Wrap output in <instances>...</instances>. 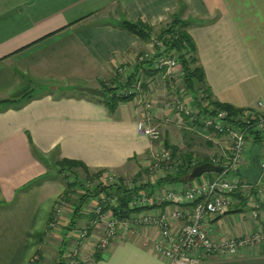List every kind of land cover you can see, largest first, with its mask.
<instances>
[{
    "label": "crops",
    "instance_id": "1",
    "mask_svg": "<svg viewBox=\"0 0 264 264\" xmlns=\"http://www.w3.org/2000/svg\"><path fill=\"white\" fill-rule=\"evenodd\" d=\"M172 15L191 21L188 32L215 100L238 109L264 103V0H0V101L38 89L23 107L0 110V264H30L37 250L43 258L45 240L55 237L42 236L61 184L32 154L30 141L45 155L57 152L92 170L133 168L152 148L137 122L148 97L154 121L171 113L166 87L150 81L146 95L120 102L111 115L72 87L100 88L118 66L130 67L150 50L149 42L114 23L142 19L157 28ZM238 208L202 223L212 239L260 227L264 196L257 219ZM148 211L163 210L142 212ZM131 228H122L100 259L81 264H164L152 247L156 231ZM200 264H264V240L234 255H207Z\"/></svg>",
    "mask_w": 264,
    "mask_h": 264
},
{
    "label": "built area",
    "instance_id": "2",
    "mask_svg": "<svg viewBox=\"0 0 264 264\" xmlns=\"http://www.w3.org/2000/svg\"><path fill=\"white\" fill-rule=\"evenodd\" d=\"M147 42L150 43V50L137 55L135 61L149 57L154 44H159L154 37ZM135 61L131 63L130 67L118 66L113 78L119 75L124 79ZM162 66L166 67L164 72L166 75L170 74L173 69L179 68L175 55L159 57L155 62V67ZM142 78V76H137L129 87L121 90V94H134V97L144 94L142 85L145 81ZM120 81L122 80L120 79ZM107 82L112 86L117 84V81H113L111 78ZM171 92H173L174 97L172 94L169 95V106L177 117L178 125H184L188 129H192V127L197 126L195 124V118L197 117L198 122L203 125L201 128L208 131L206 137L215 139L222 145L224 143L227 145L226 150H223L220 157L210 159L212 164L221 167V172L205 173L186 185H176L171 190L169 189L163 194L162 200L172 201L174 203L172 208L168 211L158 212L155 215L144 213L137 216L133 213L123 219L115 218L110 215V210L100 213L97 201L96 206L91 210L96 213L97 217L89 222L82 221L84 225L77 232L73 231L77 239H75L74 246H68L65 250L64 257L67 264H77L82 261L81 248L87 237L88 239L91 237L93 231L90 235L88 234L89 226H93V229H101L93 248L90 249L92 257H94L93 253L96 250L103 252L110 248L122 228H130L133 231L131 227L140 226L143 229L156 231L152 247L162 256L164 264H200L201 258L207 255H234L240 249L264 240V217L257 230L240 237L215 240L210 237L207 229L202 226V223L209 217L230 211L234 204H240L254 219L259 217V199L262 200L264 196V103L260 101L255 108L240 109L233 117V121L228 122L225 120L227 113L224 110H216L213 116H195L197 112L195 109L194 115H191L190 110L178 98L174 89H171ZM199 97L202 98V95H199ZM143 104L144 114L142 119L137 122L138 132L148 137L152 142L158 144L164 142L162 137L168 118L154 121L151 112L152 100L148 97ZM184 115L189 117L185 119ZM250 122H253L254 128L262 137L259 150L261 174L256 185H251L238 174L239 168L249 164L246 150L247 145L249 143L251 145V141L245 130ZM208 128L212 131H209ZM220 139L225 141L221 142ZM151 157L155 167L162 160H168V164L172 162L168 149L160 154L159 152H153ZM234 192H239L243 200L237 198L233 194ZM149 201L142 198L136 202V205L147 204ZM62 207L63 197L61 195L49 222L51 227L56 224L57 219L60 217ZM34 259L31 260L34 262Z\"/></svg>",
    "mask_w": 264,
    "mask_h": 264
},
{
    "label": "trees",
    "instance_id": "3",
    "mask_svg": "<svg viewBox=\"0 0 264 264\" xmlns=\"http://www.w3.org/2000/svg\"><path fill=\"white\" fill-rule=\"evenodd\" d=\"M114 24L118 28L130 32L146 42L149 40L151 41L152 37H154L159 44H154L153 51L149 57L140 61L136 60L130 72L124 77V79L119 75L112 79L113 81H117V78H119L122 81L114 86L102 83L100 85V89L104 90V95L102 97L88 95L85 92H80V94L94 98L96 101L102 103L108 114L111 115L114 113L120 102H128L134 98V94H121L122 89L129 87L133 80H136L135 78H137V76H142L145 80L147 78H153L158 75V73H164L166 67H155V62L161 56L167 57L169 55H175L180 68L183 88L191 95L196 107L195 109L197 112L195 116H213L216 110H224L227 113L225 120L228 122L233 121V117L240 111V109L227 103L218 102L212 97L203 68L199 64L196 55L195 43L188 32V27L191 25L190 20L181 19L178 15H172L169 21L157 28L148 25L142 19H121ZM147 86L148 82L145 81L142 87L146 90ZM72 90H76V86H73ZM199 95H202V98H200ZM32 98L33 95L30 90L17 99L1 100L0 110L8 107L16 109L21 108ZM188 117V115H184L185 119ZM195 124H197L199 128L203 126L198 122L197 117L195 118ZM208 130L212 131L210 128H208ZM245 131L247 132V137L251 141L252 147L260 145L262 137L254 128L253 122H250V124L246 126ZM163 144L164 147L169 150L172 161L169 165L167 164L165 166L167 168L165 174L154 181H144L140 183L133 182V185L130 186L117 180L103 183L99 178L104 170L99 169L93 172L82 161L59 157L57 152L45 155L30 141L32 154L43 163L44 166H46L47 171L55 169L56 172L65 178L62 195L63 199L69 200L70 195L75 189L80 191L77 193L78 195L76 196V199L72 201V214L68 223L61 228L62 237L57 250L58 260L54 264H67L66 258L63 255L69 246V236L72 230L74 228L76 229L78 223L81 221L89 222L97 217L96 213L92 211L83 213L85 206L93 199L96 198L98 200L100 213L110 210L115 218L120 219L128 217L133 213L156 207L163 210L164 207L171 202L162 200V198L160 202H157L159 197H157L156 194L159 190L165 186L186 185L192 180L198 178H192L191 176L192 171L196 166L205 162L212 163V161L206 157L198 159L191 152L181 153L177 146L169 144L166 139H164ZM81 172L85 175L84 177L88 179L95 178L97 180H93V186L91 188L87 187V184H84V180H82L80 176ZM33 182L34 180L25 183L23 188H27L32 185ZM233 194L237 198L243 200V197L239 192H234ZM142 198L150 200L149 203L136 205V202L140 201ZM241 209L242 208H238L237 210L239 211ZM229 212H236V209ZM92 230L93 226H89V235ZM101 252L102 251L100 250H96L93 253L95 260L100 259ZM81 262L82 261H79L77 264H81Z\"/></svg>",
    "mask_w": 264,
    "mask_h": 264
},
{
    "label": "rangeland",
    "instance_id": "4",
    "mask_svg": "<svg viewBox=\"0 0 264 264\" xmlns=\"http://www.w3.org/2000/svg\"><path fill=\"white\" fill-rule=\"evenodd\" d=\"M140 54H138V55H140ZM178 69L179 68L173 69L171 71V73L168 75H166L164 73H162V74L158 73V75H156L157 76L156 78L154 76L153 78L151 77V78H147L145 80L143 78L142 79L146 82L155 80L154 82H157L158 84L159 83L162 84L168 90V95L172 94V96H173V92H171V89H174L178 98L183 102L185 107H187L190 110V114L194 115V111H195L196 107L193 103L192 98L186 94L187 92L183 88L182 81H181L180 69H179V71H178ZM104 81L106 82L105 83L106 85H109V83L107 82L108 80L105 79ZM149 83L150 82H148V84ZM37 91H38V89L35 88L33 91L31 90V93L32 92L35 93ZM76 91H78V90H74V92H76ZM147 91H148V86H147V89L144 90V94L145 93L147 94ZM78 92H81V91H78ZM183 92H184V94H183ZM61 93H63V90L58 92V94H61ZM168 102H169V100H168ZM167 109L171 110V113L164 116L165 118L166 117L168 118V121H167L166 128H165L166 132H164V136L162 138L167 139L169 144L177 146L181 153L191 152L198 159H201L204 157H206L208 159H217L218 157H220L222 155L223 150L224 151L226 150L227 145L225 143L222 145L218 141H216L215 139H212V138L205 136L208 133V131L206 129L199 128V126H195L194 128L192 127V129H188V127H186L184 125H178L177 124V117L174 115V111L170 108L169 103L167 105ZM167 132H168V135L166 136ZM211 137H213V136H211ZM219 141L222 142L225 140L220 139ZM153 143L154 144H152V148H150V150H148L146 153H144L138 159V161H135L133 168H127V166H125L121 169L120 168L119 169H102V170H104V172L101 173L99 180L103 183L113 182V181L117 180V181H122V182L126 183L127 185L131 186V185H133V182L140 183V182H144V181H154L158 177L164 175L166 172V169H167L165 166L168 164V162H167L168 160H162L155 167V165L153 163L154 161L152 160V157H151V153L159 152V154H160V153H163V151L166 149L163 147V142H161L159 144L157 142H153ZM97 170L98 169H94L92 171L95 172ZM48 171L50 172V175H53L55 177L54 181L56 182V185L61 184L60 187L62 188V190L55 197V200L53 202V207L51 208L49 215H48V218H47L45 234H43V236H42L44 238V237H46L47 234H49L51 236L55 235V237L53 238V240H51L52 241L51 244L47 240H45V242H46L45 244L46 245L48 244L47 245L48 249L44 251L45 255L43 258H42L41 252L38 250L32 256V258H35L34 259L35 262L39 261V262H41V264H54L58 260V257L56 254V252H57L56 248H58L61 237H62V232H61L62 229L61 228L68 223L70 216L72 214V210H71L72 201L74 199H76V196L78 195L77 193L80 192L78 189H75L73 191V193L70 195L69 200L63 199V207H62V210L60 212V217L57 219L56 224L53 227H51L49 225V222H50V219H52L54 208H55V205L57 204L58 199L60 198L61 195H63L65 178L61 174L56 172L55 169H50ZM80 176H81V179L84 180V184H87V187H89V188H91L93 186V180H96L95 178L88 179V178L84 177L85 175L82 172H81ZM173 187L174 186H172V185L171 186H165L161 190H159L156 194L157 197H159V199H157L158 200L157 202H160L161 198L163 197V194L165 192H167L169 189L171 190ZM97 201L98 200L95 198L89 204H87L85 206L83 213H87L88 211H91L92 209H94ZM170 202L171 203L168 205H171V208H172L174 203H172V201H170ZM163 210L168 211V210H170V208L163 209ZM144 213H150V214L155 215L158 212L157 211L156 212H154V211L142 212L141 211V212H136L134 214H136L137 216H141ZM110 215L113 217L111 212H110ZM83 225H84V222L81 221L78 223V226L76 227L77 230L75 228L73 230L75 232H77L78 229H80ZM73 230L69 236L70 237L69 238V244H68L69 246H71V245L74 246L75 241H76L75 239H77L76 235L73 233ZM100 231H101L100 228H95V229H93L92 234L90 235L91 237L89 239L87 237V240L85 241V243L83 244V246L81 248L82 249L81 250L82 261L88 260V259H94V257H92L90 255V249L93 248V244L96 242L97 237L100 235ZM142 232L148 233L149 229H145ZM87 243L89 246H87ZM35 262H33L31 260L30 264H33Z\"/></svg>",
    "mask_w": 264,
    "mask_h": 264
},
{
    "label": "water",
    "instance_id": "5",
    "mask_svg": "<svg viewBox=\"0 0 264 264\" xmlns=\"http://www.w3.org/2000/svg\"><path fill=\"white\" fill-rule=\"evenodd\" d=\"M76 90L85 92L88 95H92L95 97H102L104 95V90L100 88H95L91 86H76ZM259 150L260 145H255L251 148L249 155V164L245 167L239 168V175L246 179L251 185H256L260 174L261 168L259 165ZM220 173L221 167L214 165L210 162H205L196 166L192 171V178L200 177L205 173Z\"/></svg>",
    "mask_w": 264,
    "mask_h": 264
}]
</instances>
